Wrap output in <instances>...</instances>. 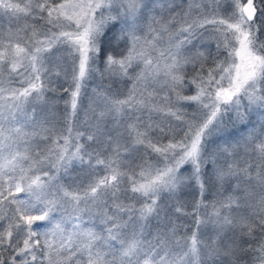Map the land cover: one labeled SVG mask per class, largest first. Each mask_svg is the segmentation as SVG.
<instances>
[{"label":"snow or ice","instance_id":"obj_1","mask_svg":"<svg viewBox=\"0 0 264 264\" xmlns=\"http://www.w3.org/2000/svg\"><path fill=\"white\" fill-rule=\"evenodd\" d=\"M0 17V264H264V0H0ZM74 165L86 186L59 182Z\"/></svg>","mask_w":264,"mask_h":264},{"label":"trees","instance_id":"obj_2","mask_svg":"<svg viewBox=\"0 0 264 264\" xmlns=\"http://www.w3.org/2000/svg\"><path fill=\"white\" fill-rule=\"evenodd\" d=\"M14 23V22H13ZM8 24H9V20L7 17H0V26H2V30L4 33H7L8 31ZM211 50L213 51V48L210 46ZM215 52V51H213ZM208 66H211V64H209ZM189 75H191V69L189 67L188 70ZM55 79V78H54ZM57 84L62 85L63 87H68V83L65 81V77L63 76V74L58 78V80L56 81ZM97 84H99V80L98 78H93L90 79L88 81H86L85 83V87L83 89V95H82V104L84 107H87L88 102H89V97L92 94V89L94 87L97 86ZM18 86L16 84L13 85ZM191 92H186V94H190ZM60 95L63 96V99L60 101L56 112L59 116L63 117L64 113H65V105L63 103V100L68 99V94H64V93H60ZM49 97H53V93H48ZM29 111H31V107H29L28 109ZM195 110V106L193 105L192 107L188 108L187 111L189 113H191L192 111ZM254 112V111H253ZM83 118V113L81 112V119ZM251 121L255 124L257 130H259V122H260V116L259 114L257 115H253V113H251ZM252 125L250 124L249 127H251ZM246 130V132L244 134H247V129L241 127V132H244ZM149 163L156 165L158 163H160V161L158 160V158L155 156V154H149L146 158H145ZM143 161H141L140 159H137L135 161V164L139 165L141 164ZM136 171H139V168H136ZM100 174L103 175V170L102 168L100 169ZM87 176L85 175L84 172L81 171L80 167L78 165H74L72 168H70L68 170L67 173H64L63 171L60 173V179L59 182L65 186H75L78 183L83 182V184L86 186L87 185ZM17 196L21 199L25 198V194L23 192L18 193ZM199 193L198 191L195 190V188H185L181 195H180V200L186 202L187 204V211L188 212H192L193 211V206L195 203L196 199H199ZM212 200V194L211 191H209V193L206 194L205 196V203L209 202ZM207 211H211V209H204L201 208L200 212L201 214L207 212ZM82 217V223H81V227H92L93 224H95L97 230H99V222L95 220V218H93L92 222H89V216L87 213H81L80 214ZM73 223H76L75 220L72 221ZM38 224H43V222H37ZM184 223H186L189 226V235H191V232L193 230H195V223H194V217H188L184 220Z\"/></svg>","mask_w":264,"mask_h":264},{"label":"rangeland","instance_id":"obj_3","mask_svg":"<svg viewBox=\"0 0 264 264\" xmlns=\"http://www.w3.org/2000/svg\"><path fill=\"white\" fill-rule=\"evenodd\" d=\"M210 46L213 48V51H215V42H210ZM195 91V89L192 90V92L190 94H192ZM253 115H257L259 114L257 111L252 112ZM246 132V130L244 132H241L242 134H244ZM246 135V134H245Z\"/></svg>","mask_w":264,"mask_h":264}]
</instances>
